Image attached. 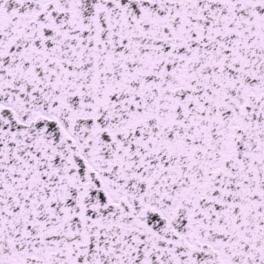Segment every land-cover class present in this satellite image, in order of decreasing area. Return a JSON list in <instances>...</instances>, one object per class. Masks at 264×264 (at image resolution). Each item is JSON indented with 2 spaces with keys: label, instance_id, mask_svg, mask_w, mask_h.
<instances>
[{
  "label": "snow or ice",
  "instance_id": "obj_1",
  "mask_svg": "<svg viewBox=\"0 0 264 264\" xmlns=\"http://www.w3.org/2000/svg\"><path fill=\"white\" fill-rule=\"evenodd\" d=\"M0 264H264V0H0Z\"/></svg>",
  "mask_w": 264,
  "mask_h": 264
}]
</instances>
